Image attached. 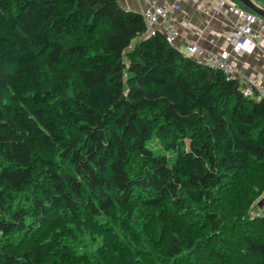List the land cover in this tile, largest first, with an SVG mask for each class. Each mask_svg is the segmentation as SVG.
<instances>
[{
  "label": "trees",
  "instance_id": "1",
  "mask_svg": "<svg viewBox=\"0 0 264 264\" xmlns=\"http://www.w3.org/2000/svg\"><path fill=\"white\" fill-rule=\"evenodd\" d=\"M242 89L117 0H0V264H264Z\"/></svg>",
  "mask_w": 264,
  "mask_h": 264
},
{
  "label": "built area",
  "instance_id": "2",
  "mask_svg": "<svg viewBox=\"0 0 264 264\" xmlns=\"http://www.w3.org/2000/svg\"><path fill=\"white\" fill-rule=\"evenodd\" d=\"M147 7L142 11L146 33L161 31L169 42L178 35L175 26V12L180 7V0H144ZM218 13L230 19L232 29L228 32L227 47L218 52H206L201 62L212 69L220 70L226 79H239L243 83V94L251 95L254 89L258 96L264 97V90L248 82L231 59V54H251L255 49L264 47V17L250 9L239 6L232 0H206ZM187 56L193 57L198 48L193 43L183 47Z\"/></svg>",
  "mask_w": 264,
  "mask_h": 264
},
{
  "label": "crops",
  "instance_id": "3",
  "mask_svg": "<svg viewBox=\"0 0 264 264\" xmlns=\"http://www.w3.org/2000/svg\"><path fill=\"white\" fill-rule=\"evenodd\" d=\"M117 1L122 7L141 14L147 7L144 0ZM232 1L238 3L237 0ZM258 4L264 8L263 3ZM174 16L178 35L173 43L183 52L186 43L195 44L198 53L192 58L201 61L204 53L218 52L227 47L228 32L232 29L231 21L218 13L206 0H180V7ZM230 57L248 82L264 90V47L255 49L251 54H231Z\"/></svg>",
  "mask_w": 264,
  "mask_h": 264
},
{
  "label": "water",
  "instance_id": "4",
  "mask_svg": "<svg viewBox=\"0 0 264 264\" xmlns=\"http://www.w3.org/2000/svg\"><path fill=\"white\" fill-rule=\"evenodd\" d=\"M242 5L247 7L248 9L252 10L253 12L259 14L260 16L264 17V8L258 4L256 0H237ZM264 199L258 201V205L261 206V203Z\"/></svg>",
  "mask_w": 264,
  "mask_h": 264
},
{
  "label": "rangeland",
  "instance_id": "5",
  "mask_svg": "<svg viewBox=\"0 0 264 264\" xmlns=\"http://www.w3.org/2000/svg\"><path fill=\"white\" fill-rule=\"evenodd\" d=\"M239 6L243 7V8H246L248 9L247 7H245L244 5H242L240 2L237 3ZM261 199H264V192L259 196L258 200L257 201H260ZM256 201V202H257ZM261 209H264V200L263 202L261 203ZM252 212H254V210L251 209Z\"/></svg>",
  "mask_w": 264,
  "mask_h": 264
}]
</instances>
